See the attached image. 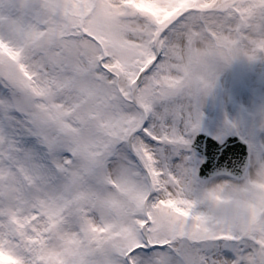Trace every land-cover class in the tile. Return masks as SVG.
<instances>
[{
    "label": "snow or ice",
    "instance_id": "1",
    "mask_svg": "<svg viewBox=\"0 0 264 264\" xmlns=\"http://www.w3.org/2000/svg\"><path fill=\"white\" fill-rule=\"evenodd\" d=\"M155 2L177 11L0 0L13 264H264V104L205 110L234 61H264V0Z\"/></svg>",
    "mask_w": 264,
    "mask_h": 264
},
{
    "label": "rangeland",
    "instance_id": "2",
    "mask_svg": "<svg viewBox=\"0 0 264 264\" xmlns=\"http://www.w3.org/2000/svg\"><path fill=\"white\" fill-rule=\"evenodd\" d=\"M137 8L157 16L162 21L172 16L177 9L159 7L155 0H130ZM215 0H204L201 7H210ZM193 6L189 0H181V7ZM264 61L248 62L239 59L222 73L216 94L209 97L206 112L211 117H222L227 111L235 116L241 106L264 104ZM254 90V91H253ZM230 97V99H229ZM0 264H13L10 257L0 254Z\"/></svg>",
    "mask_w": 264,
    "mask_h": 264
},
{
    "label": "water",
    "instance_id": "3",
    "mask_svg": "<svg viewBox=\"0 0 264 264\" xmlns=\"http://www.w3.org/2000/svg\"><path fill=\"white\" fill-rule=\"evenodd\" d=\"M245 155H247V147L245 148Z\"/></svg>",
    "mask_w": 264,
    "mask_h": 264
}]
</instances>
